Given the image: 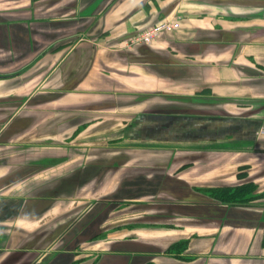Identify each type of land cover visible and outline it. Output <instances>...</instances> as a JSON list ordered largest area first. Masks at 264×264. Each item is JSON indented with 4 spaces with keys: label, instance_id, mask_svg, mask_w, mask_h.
<instances>
[{
    "label": "crops",
    "instance_id": "crops-1",
    "mask_svg": "<svg viewBox=\"0 0 264 264\" xmlns=\"http://www.w3.org/2000/svg\"><path fill=\"white\" fill-rule=\"evenodd\" d=\"M110 2L88 26L100 33L86 25L69 45L78 1L48 15L0 0V45L26 49L0 63V264H264V195H210L241 167L264 193V0ZM174 12L182 25L152 44L113 40ZM84 163L115 175L82 179ZM100 199L133 215V235L63 247L70 218Z\"/></svg>",
    "mask_w": 264,
    "mask_h": 264
},
{
    "label": "rangeland",
    "instance_id": "rangeland-1",
    "mask_svg": "<svg viewBox=\"0 0 264 264\" xmlns=\"http://www.w3.org/2000/svg\"><path fill=\"white\" fill-rule=\"evenodd\" d=\"M77 1H78L79 5H78V7H76V9L74 7L72 12H74V10H75V15L77 17L76 19L79 20L78 21L79 22V29L83 28L86 25L88 27L89 25L92 24V22L96 25L97 21L99 20L101 14H102L99 12V10L101 9V4L104 0H76V3H77ZM114 1H116V0H111L110 4L113 3ZM72 2H73V0H8V3L11 4L9 6L14 8L16 10V12H18V13L36 14L37 12H39L40 14L46 13L48 15H51V14L57 15V11L60 9L61 5H65V4L71 5ZM109 5L106 8H108ZM171 14H170L171 16H169V17H173V16L181 17V23L184 20V15L181 12H174ZM48 15H46V16H48ZM70 16H72V15L70 14ZM86 19H88V20H86ZM88 30L90 33L94 32L95 36L100 33V30L97 28H95V31H94L93 29L90 30V27H88ZM81 32H83V33H81ZM81 32L78 33V35L76 34L71 38L70 37L67 38L65 42H67V44H69V45L70 44L72 45L76 41L80 40L81 38H85V34L87 31H85V29L83 28V29H81ZM115 34H116V32H115ZM132 35L133 34H125V36H122L120 38L116 34L115 35L116 37L113 38V40L118 42L117 44H119V48L121 47V48L125 49L126 43L129 39V37ZM37 38L39 41L40 38L39 37H37ZM115 41H114V43H115ZM25 50L26 49L21 50L19 52V54H17L14 50H9L8 48L5 49L4 46L0 45V53L2 54V55L0 54V63H4L5 61H7L6 57L12 58V57L17 56L18 61L13 63V68H16V65H20L23 63L22 60L19 58V56L21 57V55L26 54V53H24ZM4 51H5V53H4ZM37 74L38 73H35L34 77L36 80L32 83L30 88H32L33 85H36L37 83L39 84L42 81V77L38 78L39 75H37ZM1 75H3V74H1ZM38 79H39V81H38ZM239 103L245 104V101L239 102ZM121 141H123V139L118 138V136H115L114 138H111L109 140L110 145H112V146L118 145V144L123 145V142H121ZM77 152L80 154L86 155V153L89 151L79 148ZM99 152H101V151H99ZM109 157H112V155L110 154ZM83 166H85L83 169H82V167L79 168L78 170L76 169L77 171H82V173H83V174L81 173L82 179L84 177L86 178L87 175H89L92 172H94L96 174V171L100 172V173H102L103 171L104 172L111 171L110 175H115V172H113V171L116 169V167H113V166H116V165H109V166L105 167L103 164H100L98 167L94 168L93 171L91 170V166H89L88 164L84 163ZM102 166H104V167H102ZM111 167H113V168H111ZM245 168L246 167H241V169L244 170V172L242 173L243 175H241V174L237 175V177L239 179V181H238L239 183H241L243 181L253 182L252 180H249L248 172ZM241 176H243L242 179H241ZM30 179H33V178H30ZM48 182L49 181L46 180V183H48ZM253 183H255V182H253ZM258 189L259 188H257V190ZM3 192H5V190L0 189V195L3 194ZM61 197L65 198L67 196L63 195ZM101 200L102 199L92 200V201L83 203L82 204L83 208H85V206H88V205L93 206V207L88 211V213H80V211H79L78 215H75V216L73 215V217L70 218V220H71V219H75L76 216H78L79 221L74 226V228H69L67 231L65 230V234L62 238V246L63 247H65L67 244L72 243L74 241V239L77 237V241L79 243L81 240H86V242L90 241V243H87L86 245L87 246L89 245V247H93L92 248L93 251L97 252L99 250V246H100V248L102 246L99 245V246L95 247V244L103 242L106 239L107 233L112 234L110 237H115V236L118 237L119 234H121L122 236L133 235V234H131V231H133V229H132L133 227L131 228V226L135 225L133 223V221L131 220V219H133V215H125L123 213V211L125 209L120 208L116 203H111L108 200L104 201L103 203H99V201H101ZM97 202H98V204H97ZM147 206H150V205H147ZM130 208H133V207H130ZM145 218H146V216L144 217V219ZM179 248L181 249V251H179ZM184 248H187V247H181V246L178 247V246L171 245L170 247L167 248V250H165V252H178V251L181 253L187 252V250ZM147 264H155V263L148 262Z\"/></svg>",
    "mask_w": 264,
    "mask_h": 264
},
{
    "label": "trees",
    "instance_id": "trees-1",
    "mask_svg": "<svg viewBox=\"0 0 264 264\" xmlns=\"http://www.w3.org/2000/svg\"><path fill=\"white\" fill-rule=\"evenodd\" d=\"M240 172L238 174L243 175L244 170L242 169ZM257 188L258 185L256 183L243 181L236 186L212 188L210 195L214 200L227 205H253L257 203L256 200L264 195V193L257 194Z\"/></svg>",
    "mask_w": 264,
    "mask_h": 264
},
{
    "label": "built area",
    "instance_id": "built-area-1",
    "mask_svg": "<svg viewBox=\"0 0 264 264\" xmlns=\"http://www.w3.org/2000/svg\"><path fill=\"white\" fill-rule=\"evenodd\" d=\"M181 24V17L179 16L161 19L157 23L130 36L126 43V48L140 44H152L158 40L162 33L176 30Z\"/></svg>",
    "mask_w": 264,
    "mask_h": 264
}]
</instances>
